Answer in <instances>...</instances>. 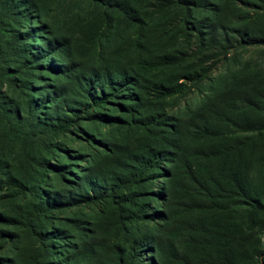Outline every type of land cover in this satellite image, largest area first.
Returning a JSON list of instances; mask_svg holds the SVG:
<instances>
[{
    "label": "rangeland",
    "instance_id": "1",
    "mask_svg": "<svg viewBox=\"0 0 264 264\" xmlns=\"http://www.w3.org/2000/svg\"><path fill=\"white\" fill-rule=\"evenodd\" d=\"M130 1L142 28L120 20V14L93 6L90 0H0V68L4 73L0 75V102L8 113L25 119L37 101L36 124L29 128L36 133L63 116L74 120L68 131L45 137V144L35 152L41 158L39 166L26 161L21 137L0 117V185L13 181L25 192L18 201L0 202V216L18 221L0 224V264H41L47 252L46 237L39 233L55 234L47 240L53 247L47 260L53 264H147L154 256L148 238L162 227L161 220L146 217L161 208L162 202L153 193L164 191L166 178L156 176L162 170L149 173L146 184L132 189L115 194L105 190L124 176L122 166L128 159L155 150L150 131L128 123V100L122 97L110 98L102 108L84 109L81 97L73 95L81 93L80 87L60 77L61 70L50 68L52 62L70 65L68 72L77 74L99 52H109L129 64L137 42L145 45L146 52L152 48L176 56L180 59L176 66L157 70V74L169 80L179 76V82L186 85L182 92L159 98L151 83L142 92L150 105L148 112L157 115V120L168 116L173 122L207 104L226 78L251 82L253 95L261 92L256 98L259 108L237 111L231 120L222 122V136L204 147L189 145L207 153L243 143L253 180L264 191V131H260L264 126V0ZM207 2L215 4L216 14L211 16ZM105 28L109 29L104 36ZM209 30L223 42L200 40V34ZM56 37L63 44L47 53L44 39L54 42ZM201 71H207L202 81L194 76ZM57 165L64 169H56ZM86 175L97 183L104 181L103 191L87 202H72L86 189ZM185 189L187 196L174 200L171 211L179 232L184 228L179 222H196L209 214L199 208L182 210L184 202L201 203L195 185ZM39 200L60 203L49 207L34 228L24 218ZM228 207V216L221 220L245 228L248 208L233 201ZM248 238L252 245L241 254L240 264H264V213Z\"/></svg>",
    "mask_w": 264,
    "mask_h": 264
},
{
    "label": "trees",
    "instance_id": "2",
    "mask_svg": "<svg viewBox=\"0 0 264 264\" xmlns=\"http://www.w3.org/2000/svg\"><path fill=\"white\" fill-rule=\"evenodd\" d=\"M90 1L93 6L120 14V20L142 28V21L135 17L137 15L132 1ZM237 1L244 3L243 0ZM208 5H211V16L216 14L215 4L207 2L206 6ZM108 29L105 28L103 31L104 36ZM52 35L55 37L54 33ZM200 35L199 39L206 40V42L209 38L210 41L223 42L214 36L212 30ZM44 41L47 44V53L57 50L63 44L57 37L54 42L45 39ZM41 52L44 53L40 49L39 53ZM62 52L59 55L61 59L65 56ZM107 53L105 55L104 52H99L88 65L80 66V71L77 74L73 71L68 72L70 65L60 67L52 62L50 68L55 67V69L61 70L60 77L67 82L76 83L80 87L81 93L73 95L81 97L84 109L87 110L90 106L102 108L110 98L122 97L128 100L125 107L128 110L126 113L129 116L128 123L134 122L141 126L143 131H150L149 137L153 140L155 150L148 151L147 155H141L135 160L128 159L129 163L122 166L124 176L105 189L111 194L123 189H132L140 184H146L145 181L149 179V173L162 170V173H156V176L158 180L166 178L164 191L157 190L153 193L156 200L162 202L161 208L146 216L151 220H161L162 227L159 233L148 238L150 240L149 247L154 256L149 259L147 264H240L241 254L252 245L248 236L251 232L256 231L260 215L264 213V191L260 190L253 180L249 155L243 150V143L224 149H210L206 153L201 148L192 147L189 142L204 147L220 138L222 122L231 120L237 111L258 109L260 102L256 98L261 92L253 95L251 82H239L235 80L234 76L228 77L221 85V89L211 96L207 104L202 105L189 117L181 120L176 119L175 122L168 116L157 120V115L152 111L148 112L150 105H146L147 101L143 98L144 96L142 97V92L149 90L147 83L152 84L154 91L159 93V98L182 92L186 85L179 82V76L169 80V77L160 79V75L157 74V70L162 71L165 67L176 66L180 59L176 56L157 53L152 48L146 52L145 45H141L139 42L133 48L135 56L129 64L117 61V57ZM152 72L156 74L152 77L153 79H150ZM2 74L4 73L0 68V75ZM206 75L207 71H201L194 76H197V80L202 81ZM45 104L46 102H44ZM3 105L0 102V117L17 136L21 137L26 161L37 163L39 166L42 165L41 158L35 152L41 144H45V137L66 132L74 123L72 118L63 116L61 119L55 120L54 123L44 125L45 127L40 129V133H36L29 131V128L36 124V109L39 107L37 101L32 102L25 119L18 114L8 113V108ZM135 114L137 116L133 117ZM200 114L202 116H199ZM158 125L164 127L161 128ZM243 128L252 129V127ZM260 129V131H264V126ZM54 167L64 169L58 165ZM95 174H99L98 170H95ZM96 180H92L89 175H86L83 179L86 189L84 191L80 189L78 199H72V202H87L94 199L95 196L98 197L104 189L102 187L104 181L97 183ZM193 185L196 186L201 203L195 205L188 201L184 202L182 210L190 211L199 208L208 210L209 214L196 222H179L184 225L183 231L179 232L176 221H172L176 219L174 213L171 214L173 201L186 197L188 191L185 188L187 186L193 188ZM10 190L13 191L9 193ZM24 194V188L19 183L12 181L8 182L6 186L0 185V202L6 199L18 201L24 197ZM39 194L38 192V198ZM137 196V194L132 195V197ZM132 197L130 200H133ZM195 198L196 196L194 200H196ZM39 201L34 205L32 211H29L30 214L24 218L29 226L34 228L36 226L34 222L46 216L49 207L60 203L53 200ZM232 201L242 203L248 208L245 228L239 229L234 224H226L224 220H221V216H228L230 209L228 206L232 204ZM12 221L14 220L0 216V224L9 225L18 222ZM0 233L3 234L2 231ZM39 235L46 237L47 253L42 256L41 264H53L52 261L47 260V257L53 253V247L48 244L47 240H50L51 236L55 234L43 235L39 233Z\"/></svg>",
    "mask_w": 264,
    "mask_h": 264
}]
</instances>
